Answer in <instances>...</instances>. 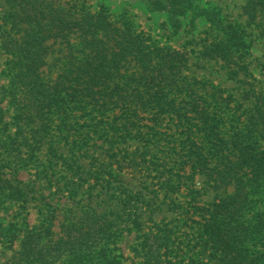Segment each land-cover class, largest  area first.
I'll return each instance as SVG.
<instances>
[{
  "label": "rangeland",
  "instance_id": "1",
  "mask_svg": "<svg viewBox=\"0 0 264 264\" xmlns=\"http://www.w3.org/2000/svg\"><path fill=\"white\" fill-rule=\"evenodd\" d=\"M3 1L0 31L8 28L1 18ZM61 1L76 6L79 13L81 6L90 13L105 12L113 25L123 30L127 27L146 46L176 53L180 78L186 77L199 89V81H203L208 99L228 117L243 104L249 106L252 94H264V25L250 20L243 8L248 0ZM78 35L71 33L68 38L47 41V64L42 67L45 77L55 80L62 76L70 61L81 55L75 51ZM216 43H231L230 62L225 63L214 53ZM8 60L9 56L0 51V107L3 120L10 122L16 104L12 105L4 91L9 81ZM236 62L247 69H240L237 79L229 77L230 69L237 68ZM180 105L183 108L173 106L167 115L157 114L147 105V111L138 116L118 106H96L94 119L73 108L66 118L72 125L61 136L53 137L57 141L52 140L58 152L68 157L74 153L68 163L47 154L49 143H44L36 156H30L24 168L19 167L21 161L16 156L14 176L30 187V200L22 203L7 199L0 206V227L17 234L13 249L19 248L27 231L42 229L44 223L50 224L54 239L70 234L69 239L74 240L81 236L75 229L85 224L81 216L90 213L94 215L88 219L94 222L98 235H104L102 242L77 249L81 254L78 258L67 251L61 260L64 264H140L149 257L152 242L161 247L164 264H223L228 256L256 263L258 255L250 247L253 235L243 217L249 218L253 210L248 202L250 195L242 192L235 201L229 198L219 202L225 194L234 193V186L216 187L214 181L206 180L207 168L196 171L197 165L184 156L194 112L188 102L183 100ZM29 125L34 126L32 120ZM229 127L226 122L225 128ZM13 131L10 125L8 132ZM258 145L264 149V139H259ZM11 155H0L4 171L14 170L5 164ZM215 164L220 167L219 160ZM70 175L75 183L69 180ZM245 206L248 212H244ZM149 232H157L160 237L155 240L150 234L144 250L136 255L134 248H140L143 234ZM10 234L3 230L0 264H8L11 259ZM101 244L104 249L96 256Z\"/></svg>",
  "mask_w": 264,
  "mask_h": 264
},
{
  "label": "trees",
  "instance_id": "2",
  "mask_svg": "<svg viewBox=\"0 0 264 264\" xmlns=\"http://www.w3.org/2000/svg\"><path fill=\"white\" fill-rule=\"evenodd\" d=\"M3 2L1 18L8 28L0 31V51L9 56V81L4 91L10 96L12 105L16 104V113L14 120L4 121V110L0 107V155L12 154L5 164L14 169L4 171V161L0 157V206L7 199L22 203L30 200V187L14 176L16 156L21 161L19 167L24 168L30 156H36L44 143H49L47 154L62 159L63 163H68L67 159L74 156V153L68 157L58 152L59 147L52 141H57L55 138L72 125L67 121L71 109L76 108L83 116L94 119L97 115L92 113L96 106H118L131 111V116H138L141 111H147L148 105L155 108V113L167 115L173 106L183 108L180 103L184 100L194 112L189 141L183 146L184 156L197 165L196 171L207 168L206 180L214 181L216 187L233 184L234 193L225 194L219 201L221 204L229 198L235 201L242 192L255 197L248 200L253 205L250 217H243L253 235L250 247L252 253L258 255L256 263L245 258L240 262L237 257L228 256L224 257L223 264H264V149L258 145L259 139H264V94H252L254 99L249 106L243 104L228 117L224 109H219L208 99L203 81H199V89L188 83L186 77L180 78L176 53L155 45L146 46L127 27L125 31L113 25L105 12L90 13L81 6L79 13L76 6L74 9L61 0ZM243 8L252 22L264 25V0H248ZM71 33H79V47L75 51L81 55L72 57L73 62L70 61L68 71L62 76L55 80L45 77L42 67L47 64V41L68 38ZM229 45L216 43L212 49L225 63L231 59ZM236 65L237 68L230 69L229 77H237L240 69L247 70L237 62ZM225 105L229 106L227 101ZM31 120L33 127L29 125ZM226 122L232 126L231 130L225 128ZM10 125L14 128L12 133L8 132ZM20 153L25 154L23 158ZM216 160L220 167L215 164ZM67 166L72 169L71 165ZM69 180L75 183L72 175ZM242 208L248 212V206ZM92 215L81 216L85 224L75 229L81 236L74 240L69 239L70 234L54 239L50 224L44 223L42 229L27 231L15 250L12 246L17 234L13 229L0 227L1 240L3 230L11 232L8 242L13 253L8 264H64L61 260L68 252L78 258L81 255L77 252L79 249L99 245L104 236L98 235L94 222L88 219ZM134 222L135 226L139 225L137 220ZM150 234L155 240L160 237L157 232L144 233L145 238L138 243L140 248H134L136 255L144 250ZM154 243L149 246V257L140 264H164L161 247ZM245 245L243 243V247ZM103 246L100 245L98 253L95 251L96 256Z\"/></svg>",
  "mask_w": 264,
  "mask_h": 264
}]
</instances>
